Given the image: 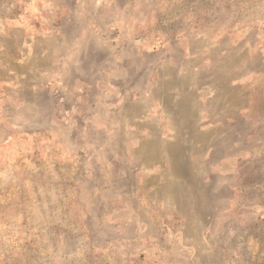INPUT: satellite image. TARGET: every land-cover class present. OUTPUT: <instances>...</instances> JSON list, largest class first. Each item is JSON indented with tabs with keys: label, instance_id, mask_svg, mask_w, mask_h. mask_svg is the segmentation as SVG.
<instances>
[{
	"label": "rangeland",
	"instance_id": "rangeland-1",
	"mask_svg": "<svg viewBox=\"0 0 264 264\" xmlns=\"http://www.w3.org/2000/svg\"><path fill=\"white\" fill-rule=\"evenodd\" d=\"M0 264H264V0H0Z\"/></svg>",
	"mask_w": 264,
	"mask_h": 264
}]
</instances>
